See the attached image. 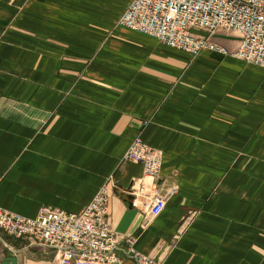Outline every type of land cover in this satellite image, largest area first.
Returning <instances> with one entry per match:
<instances>
[{"label": "crops", "instance_id": "0c3cea01", "mask_svg": "<svg viewBox=\"0 0 264 264\" xmlns=\"http://www.w3.org/2000/svg\"><path fill=\"white\" fill-rule=\"evenodd\" d=\"M129 1L0 0V206L79 212L107 184L112 228L157 264H264V68L121 27ZM137 136L163 154L144 193ZM6 257L58 264L0 232Z\"/></svg>", "mask_w": 264, "mask_h": 264}, {"label": "built area", "instance_id": "2783aa9c", "mask_svg": "<svg viewBox=\"0 0 264 264\" xmlns=\"http://www.w3.org/2000/svg\"><path fill=\"white\" fill-rule=\"evenodd\" d=\"M117 25L193 56L207 50L264 68V0H130ZM220 32L238 37L235 50L213 40ZM123 160L142 166V176L135 182L139 192L155 185L162 151L137 136ZM161 207L158 196L149 208ZM0 232L52 249L58 264H123L120 253L135 264H157L137 250L133 236H118L112 228L107 184L79 212L43 207L29 217L0 206Z\"/></svg>", "mask_w": 264, "mask_h": 264}, {"label": "water", "instance_id": "95a60500", "mask_svg": "<svg viewBox=\"0 0 264 264\" xmlns=\"http://www.w3.org/2000/svg\"><path fill=\"white\" fill-rule=\"evenodd\" d=\"M2 264H17V259L15 257H6Z\"/></svg>", "mask_w": 264, "mask_h": 264}]
</instances>
